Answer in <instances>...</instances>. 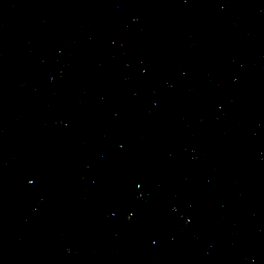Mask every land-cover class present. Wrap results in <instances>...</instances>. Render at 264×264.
Returning a JSON list of instances; mask_svg holds the SVG:
<instances>
[{
    "label": "water",
    "instance_id": "obj_1",
    "mask_svg": "<svg viewBox=\"0 0 264 264\" xmlns=\"http://www.w3.org/2000/svg\"><path fill=\"white\" fill-rule=\"evenodd\" d=\"M0 264H264V0H0Z\"/></svg>",
    "mask_w": 264,
    "mask_h": 264
}]
</instances>
